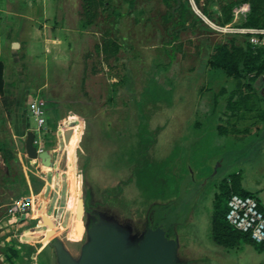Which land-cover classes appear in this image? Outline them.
Returning <instances> with one entry per match:
<instances>
[{"label": "rangeland", "instance_id": "374dc122", "mask_svg": "<svg viewBox=\"0 0 264 264\" xmlns=\"http://www.w3.org/2000/svg\"><path fill=\"white\" fill-rule=\"evenodd\" d=\"M245 29H264V0H0V264H58L52 239L78 258L89 207L135 240L160 224L181 264H264L212 236L224 178L264 206V132L247 135L264 126V70H247L264 45ZM35 99L53 167L26 153Z\"/></svg>", "mask_w": 264, "mask_h": 264}, {"label": "water", "instance_id": "95a60500", "mask_svg": "<svg viewBox=\"0 0 264 264\" xmlns=\"http://www.w3.org/2000/svg\"><path fill=\"white\" fill-rule=\"evenodd\" d=\"M36 133L27 132L26 153L40 159L46 167H53L54 150L39 151L35 145ZM87 241L80 256L74 257L60 239H52L58 264H181L178 243L167 231L157 226L148 227L140 239H132L130 230L102 214L89 212Z\"/></svg>", "mask_w": 264, "mask_h": 264}, {"label": "built area", "instance_id": "2783aa9c", "mask_svg": "<svg viewBox=\"0 0 264 264\" xmlns=\"http://www.w3.org/2000/svg\"><path fill=\"white\" fill-rule=\"evenodd\" d=\"M250 34L249 40L257 45H264V29H245ZM28 112L37 126V133L47 130L46 103L43 99L28 101ZM36 142V141H35ZM14 214L29 215L30 208L24 202L14 201ZM226 220L236 229L248 232L257 243H264V212L259 207L258 200L251 195L232 193L228 198Z\"/></svg>", "mask_w": 264, "mask_h": 264}, {"label": "trees", "instance_id": "16d2710c", "mask_svg": "<svg viewBox=\"0 0 264 264\" xmlns=\"http://www.w3.org/2000/svg\"><path fill=\"white\" fill-rule=\"evenodd\" d=\"M251 62L253 63L252 67H249L248 72L256 70L257 73H260L264 70V47L260 48L259 52L256 55L250 54ZM261 61V63H259ZM240 75L239 72L236 73ZM5 65L4 62L0 59V90L4 89L5 85ZM224 132V130H223ZM232 193H238L241 195H251L255 197L259 202L260 209L264 212V206L262 201H260L255 192L247 191L238 186H230L229 183H223L221 192L215 196V213L212 217V232L214 239L221 245L233 246L236 242L239 244H250L256 250H264V243H257L251 237V234L248 232H242L234 228L226 220L227 212V202L228 198Z\"/></svg>", "mask_w": 264, "mask_h": 264}, {"label": "crops", "instance_id": "0c3cea01", "mask_svg": "<svg viewBox=\"0 0 264 264\" xmlns=\"http://www.w3.org/2000/svg\"><path fill=\"white\" fill-rule=\"evenodd\" d=\"M2 12H3V15H10V16H13L14 18H15V16H21L22 14L19 12V11H17V10H15V9H13V8H10L9 6H5V7H3V9L1 10ZM15 32H14V34L16 33V31H20L21 32V30H22V27L20 26V24L19 25H15ZM20 29V30H19ZM0 40H1V36H0ZM18 45H20V43L18 44ZM18 45L17 44H14V45H12V47L13 48H17L18 47ZM1 59V58H0ZM2 60V59H1ZM3 61V60H2ZM4 62V61H3ZM4 65H5V62H4ZM5 75H6V65H5ZM47 125H48V123H47ZM264 126H262V128H261V130L260 131H257V133H254V134H252V135H249L248 133H247V135L249 136L248 138H251V137H253V136H257V135H260V134H262L264 131V128H263ZM48 128V127H47ZM256 128V127H255ZM225 132V131H224ZM224 132H219V134L220 135H225V136H227V134H225ZM236 174V173H235ZM235 174L233 175V177L235 176ZM230 176H232V175H230ZM230 176L229 177H227V178H224V179H229V185L230 186H238V187H240V188H243V189H245L243 186H242V184H241V181L240 180H238L237 178H234V180H233V178H230ZM245 190H247V189H245ZM247 191H249V190H247ZM252 192V191H251ZM4 204H2V205H0V207H2ZM12 208V207H11ZM11 210V209H10ZM212 236H213V232H212ZM238 245H239V247L240 246H242V245H244V244H239L238 243ZM220 246H223V247H227V246H225V245H220ZM228 248H237L236 246L235 247H229L228 246ZM254 248V247H253ZM255 249V248H254ZM256 250V249H255ZM256 251H258V252H262V251H259V250H256ZM262 264V263H261Z\"/></svg>", "mask_w": 264, "mask_h": 264}, {"label": "flooded vegetation", "instance_id": "af4514ba", "mask_svg": "<svg viewBox=\"0 0 264 264\" xmlns=\"http://www.w3.org/2000/svg\"><path fill=\"white\" fill-rule=\"evenodd\" d=\"M89 210H90L91 212H93L92 209H90V207H89ZM94 213H96V212H94ZM157 226H161V225L158 224V225H156V226H154V227L152 226V227L155 228V227H157ZM150 227H151V226H150ZM166 231H167V233H168V230H167V229H166ZM168 234H169V233H168ZM169 236H170V235H169Z\"/></svg>", "mask_w": 264, "mask_h": 264}]
</instances>
